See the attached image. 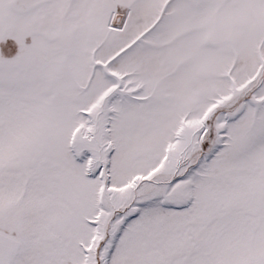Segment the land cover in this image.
Returning a JSON list of instances; mask_svg holds the SVG:
<instances>
[{
	"label": "snow or ice",
	"instance_id": "snow-or-ice-1",
	"mask_svg": "<svg viewBox=\"0 0 264 264\" xmlns=\"http://www.w3.org/2000/svg\"><path fill=\"white\" fill-rule=\"evenodd\" d=\"M0 264H264V0H0Z\"/></svg>",
	"mask_w": 264,
	"mask_h": 264
}]
</instances>
